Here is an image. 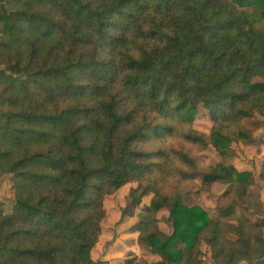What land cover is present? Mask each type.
Segmentation results:
<instances>
[{
    "label": "trees",
    "instance_id": "16d2710c",
    "mask_svg": "<svg viewBox=\"0 0 264 264\" xmlns=\"http://www.w3.org/2000/svg\"><path fill=\"white\" fill-rule=\"evenodd\" d=\"M201 107L209 133L194 128ZM257 112L264 0H0V176L13 189L0 264H106L92 257L104 199L132 182L134 204L152 195L135 230L155 264H202L203 242L213 264H264V200L230 160ZM176 138L220 160L201 165ZM197 179L230 185L217 216Z\"/></svg>",
    "mask_w": 264,
    "mask_h": 264
},
{
    "label": "rangeland",
    "instance_id": "374dc122",
    "mask_svg": "<svg viewBox=\"0 0 264 264\" xmlns=\"http://www.w3.org/2000/svg\"><path fill=\"white\" fill-rule=\"evenodd\" d=\"M263 121L264 113L259 112L253 118L244 120V124L252 131L253 139L234 142L233 147L236 150V155L230 160L239 170L253 172L256 183L251 189L260 194L264 200V182L259 177L261 164L264 161ZM194 128L204 133H209L212 128L208 112L203 107L200 108V113L194 121ZM168 142L178 149L189 151L192 156L200 159L201 165H212L220 160L219 152L213 146L200 151L180 138ZM136 185V182L128 183L105 197L106 214L101 222V234L98 242L92 250L94 260L106 261V264H155L160 260V256L139 239L138 232L135 230L138 213L149 204L152 197V195L145 196L140 205L134 204L127 195L130 188ZM193 186L199 190L197 203L210 217L217 216L220 208L225 205L223 194L230 185L215 182L208 188H203L200 180L197 179L193 182ZM12 200L13 189L9 177L0 176V207L9 211L12 207ZM234 207L238 213L244 211V207L240 204H235ZM248 214L256 220L259 219L253 212ZM168 216L167 210L159 211L157 215L158 227L165 233L171 234L173 226ZM201 248L202 264H213L209 245L203 242Z\"/></svg>",
    "mask_w": 264,
    "mask_h": 264
}]
</instances>
